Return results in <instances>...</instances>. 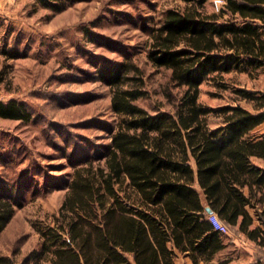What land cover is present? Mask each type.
Masks as SVG:
<instances>
[{"label": "trees", "instance_id": "1", "mask_svg": "<svg viewBox=\"0 0 264 264\" xmlns=\"http://www.w3.org/2000/svg\"><path fill=\"white\" fill-rule=\"evenodd\" d=\"M60 8L67 0H36ZM168 8L151 31L147 58L184 88L173 109L151 111L140 68L131 60L107 62L96 75L112 90L120 116L100 150L66 155L73 166L54 224L39 228V247L0 264H194L212 261L224 245L206 206L231 228L264 249V91L234 87L235 103L198 102L199 84L233 68L264 71V0H223L217 11L206 0ZM221 86L227 88L225 84ZM240 100L251 103V108ZM208 115L219 116L214 126ZM0 116L30 120L23 101L0 100ZM123 186L133 193L127 194ZM17 189L0 184V232L18 205ZM244 264H264L255 260Z\"/></svg>", "mask_w": 264, "mask_h": 264}, {"label": "rangeland", "instance_id": "2", "mask_svg": "<svg viewBox=\"0 0 264 264\" xmlns=\"http://www.w3.org/2000/svg\"><path fill=\"white\" fill-rule=\"evenodd\" d=\"M223 0L200 6L217 11ZM60 8L36 0H0V100L23 101L30 120L0 116V184L17 189L18 205L0 232V255L18 259L39 247L38 229L54 224L73 166L66 155L100 150L120 116L111 109L112 90L97 79V67L131 60L140 68L151 111L171 110L184 88L168 70L153 66L147 53L151 31L168 8L185 0H67ZM221 83L228 86L224 88ZM198 102L214 107L235 103L234 87L264 91V71L233 68L199 84ZM248 108L251 103L238 101ZM211 126L219 116L208 115ZM260 128H264V124ZM127 194L133 191L123 186ZM134 196V193L133 195ZM218 252L228 264L264 262V249L234 228ZM214 259V260H215ZM180 264H186L181 257Z\"/></svg>", "mask_w": 264, "mask_h": 264}, {"label": "crops", "instance_id": "3", "mask_svg": "<svg viewBox=\"0 0 264 264\" xmlns=\"http://www.w3.org/2000/svg\"><path fill=\"white\" fill-rule=\"evenodd\" d=\"M262 124H264V121H262L261 123H259L258 124V126L255 128L256 130H259V131H261V132H264V128H260L261 127V125ZM254 162L256 163V164H260L261 166H263L264 167V160L262 159V158H256V157H254ZM208 206V205H207ZM207 212V211H206ZM228 227H229V231H230V229H232L229 225H228ZM235 229V228H234ZM237 231V230H236ZM239 232V231H238ZM229 233V232H228ZM241 235H243L245 238H247V236H245L244 235V233H242V232H239ZM226 234V233H225ZM249 241H251L254 245H256L257 246V244H255L254 243V241L253 240H251V239H249V238H247ZM224 245H225V240H224ZM225 247H226V245H225ZM224 247V248H225ZM224 248H222V249H220L218 252H220L221 250H223ZM218 252L214 255V258L212 259V261H214V262H217L218 261V259H224V258H221V257H219L218 259H215V257H216V255L218 254ZM181 257V259L183 260V261H186V264H194L193 263V261L191 260V258H190V256L187 254V253H182V252H178L177 253V256H176V258H175V260L180 264V262H179V258ZM215 259V260H214ZM229 262V261H228ZM200 264H205V262H203V261H201L200 262ZM228 264V263H227ZM242 264H244V263H242Z\"/></svg>", "mask_w": 264, "mask_h": 264}, {"label": "built area", "instance_id": "4", "mask_svg": "<svg viewBox=\"0 0 264 264\" xmlns=\"http://www.w3.org/2000/svg\"><path fill=\"white\" fill-rule=\"evenodd\" d=\"M222 1V0H219ZM207 217L209 218L213 228L215 230L220 231L221 233H228L229 232V227L228 225L223 222L218 216H216L215 213H207Z\"/></svg>", "mask_w": 264, "mask_h": 264}, {"label": "water", "instance_id": "5", "mask_svg": "<svg viewBox=\"0 0 264 264\" xmlns=\"http://www.w3.org/2000/svg\"><path fill=\"white\" fill-rule=\"evenodd\" d=\"M206 211H207V213L213 212V210H212V208L210 206H206Z\"/></svg>", "mask_w": 264, "mask_h": 264}]
</instances>
